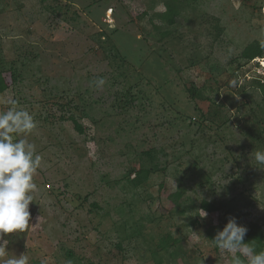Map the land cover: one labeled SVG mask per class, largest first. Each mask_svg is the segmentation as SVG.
Segmentation results:
<instances>
[{
    "label": "rangeland",
    "instance_id": "374dc122",
    "mask_svg": "<svg viewBox=\"0 0 264 264\" xmlns=\"http://www.w3.org/2000/svg\"><path fill=\"white\" fill-rule=\"evenodd\" d=\"M260 42L259 58L264 0H0V69L17 79L0 111L33 116L15 138L41 157L31 225L5 234L3 259L233 264L212 241L229 216L264 229V66L242 55ZM203 198L224 206L201 217Z\"/></svg>",
    "mask_w": 264,
    "mask_h": 264
},
{
    "label": "clouds",
    "instance_id": "9594fccd",
    "mask_svg": "<svg viewBox=\"0 0 264 264\" xmlns=\"http://www.w3.org/2000/svg\"><path fill=\"white\" fill-rule=\"evenodd\" d=\"M100 83H103L101 80ZM0 103L16 105L12 98H0ZM36 127L33 116L23 109L10 107L0 111V264H29V257L21 254L3 259L8 255V240L5 234L28 230L30 223V194L36 188L34 175L41 157L35 154L34 145L25 139H16L15 134H28ZM254 159L264 165V151H256ZM201 217H206L203 210ZM247 227L229 216L227 223L213 238L216 247L232 255L233 264H264V251L245 243ZM239 253L240 255H237Z\"/></svg>",
    "mask_w": 264,
    "mask_h": 264
},
{
    "label": "trees",
    "instance_id": "16d2710c",
    "mask_svg": "<svg viewBox=\"0 0 264 264\" xmlns=\"http://www.w3.org/2000/svg\"><path fill=\"white\" fill-rule=\"evenodd\" d=\"M141 14H143V13H141ZM177 14H178V11H173V10L168 9V12H164L163 14H161V17L163 19H166V21L169 24H172L174 21L173 17L176 16ZM213 27H215L213 29H215L216 33H217V34L213 35V36H215L213 38V41H214L215 38L220 34V30H219V27L217 25H215V26L213 25ZM209 34H210V32H209ZM262 46H263V43L258 44L257 46H254V44H250L244 49L242 55L248 59H254L255 57L262 55V53H263L262 52V48H263ZM16 80H17L16 79V73H15L14 69L12 68V66H10L8 68V70L0 69V93H4L8 89L13 88V84L16 83ZM258 83H259V87L261 89V93L264 95V81L260 80V82H258ZM263 98H264V96H263ZM201 113H202V115H205L206 112L202 111ZM67 118L72 120V122L74 124V128L77 130V132H80V133L83 132L82 126L77 122V120L74 118V116L69 115V116H67ZM202 124H203V122L199 123V125H202ZM153 150H154L153 147L142 149L141 154L151 158L153 156L152 153L155 152ZM150 172H151L150 168L140 167L138 170L135 171V175L131 180L132 183L135 186L140 185L143 181H145L149 177ZM168 197L170 199V203L173 204L174 207H176V206L178 207L179 204L182 203V200L188 199L186 197V195L184 194V191L179 190V189L173 193H170ZM224 202L225 201H223L221 199L215 200V199L203 198L199 202V207H200V209H202L206 212H214V211H218V210L222 209L224 206ZM92 205L94 207H97L96 203H92ZM242 225L246 226L248 229L247 235L244 238L245 243L252 245L255 248L256 252L264 251V229H263V227L256 222H251V223L242 224ZM210 235H211V233H209V236ZM163 237H164L163 239H161L162 237L159 239V244H158L162 248L167 246L168 243L170 244V241H171V237L168 236V234L166 236H163ZM65 253L68 257L73 255L71 250H66ZM237 255H240V254L237 253ZM241 259H244L245 264H246V259L244 257H241Z\"/></svg>",
    "mask_w": 264,
    "mask_h": 264
},
{
    "label": "built area",
    "instance_id": "2783aa9c",
    "mask_svg": "<svg viewBox=\"0 0 264 264\" xmlns=\"http://www.w3.org/2000/svg\"><path fill=\"white\" fill-rule=\"evenodd\" d=\"M255 58H257V60H258V59H262V60H261L262 62L260 61V62H261L260 65H261V66H264V57L261 56V58H259V57H255ZM255 58H254L253 60H255Z\"/></svg>",
    "mask_w": 264,
    "mask_h": 264
}]
</instances>
